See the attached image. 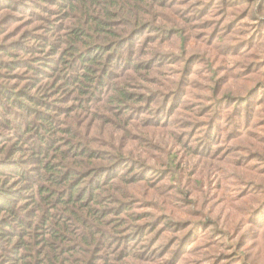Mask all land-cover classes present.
I'll return each instance as SVG.
<instances>
[{
  "label": "trees",
  "instance_id": "1",
  "mask_svg": "<svg viewBox=\"0 0 264 264\" xmlns=\"http://www.w3.org/2000/svg\"><path fill=\"white\" fill-rule=\"evenodd\" d=\"M38 1L54 12L27 35L24 21L0 16V264L168 263L160 259L182 258L194 224L224 237L212 244L217 254L219 245L232 246L223 253L228 264L259 263L264 197L240 201L231 193L258 176L252 161L264 164L263 153L250 151L264 150L261 139L237 136L264 113V93L250 99L264 89L255 78L264 77V0ZM21 4L11 0L9 8ZM8 36H16L13 46ZM173 41L176 51L166 54L182 66L162 70L158 48ZM41 54L54 56L43 71L34 67ZM58 65L60 85L47 71ZM67 85L93 112L80 129H63L50 107ZM101 126H109L105 136L123 131L98 149ZM237 141L248 152L239 171L227 152ZM14 150H25L33 168ZM10 179L40 194L24 201ZM203 199L207 211L189 223L186 210Z\"/></svg>",
  "mask_w": 264,
  "mask_h": 264
},
{
  "label": "rangeland",
  "instance_id": "2",
  "mask_svg": "<svg viewBox=\"0 0 264 264\" xmlns=\"http://www.w3.org/2000/svg\"><path fill=\"white\" fill-rule=\"evenodd\" d=\"M10 1L11 0H0V2L5 6V9L3 11L0 8V16L3 13H7V14H10L11 17H15L21 21H24L23 24L25 25V27H28V30L25 32L26 35H27V32L32 28L33 29H39V28L43 27V25L50 20V18L52 17V13L54 12V11L49 12V13L44 12L45 7H54V6H48L47 4H42V2H40L38 0H18L22 4L20 6L14 7V8H9ZM34 2H36V4ZM27 7L32 8V11L30 13H28V16L25 15V13H27L26 12ZM231 11H233V10L226 11L223 14L222 19L220 20L219 23H221L223 21L224 17L226 16V14L228 12H231ZM221 13H223V12H221ZM12 29H14V28H12ZM249 31H251V29ZM214 33H215V31H214ZM211 36L215 37V34H212ZM15 38H16V36L6 37V43L10 44V46H13ZM177 46H178V42L173 41L171 44H167V43H165L164 45L162 44L158 48V50L162 53L159 54L160 57L156 60V63L159 62L160 58H161V60L163 61V65H164L162 70H168L170 67L179 69L182 66V62H179V63H181L179 65L171 64V62L173 60L169 55L166 54V53H169L171 51H176ZM40 56L41 57H39V62H36V64H34V67L37 70L39 65L41 64V67L39 70L43 71L46 69L45 64H47L51 60V58H53L54 56H53V54H50V55H48L49 58H47V59H44L42 54ZM192 63H193V61H192ZM23 67H25V65ZM61 69H62V65L60 67H59V65L57 67L51 66L50 70H49V68L47 69L48 75H51L50 77L57 80L56 85H60V82L58 81V75H59ZM30 75H31V72L26 77H29ZM255 78H262V80L264 81V77H262L260 74L255 75ZM21 84L25 85L26 83L22 80L20 82V84H18V85H21ZM67 87L69 89L66 92H62L59 90V92L55 96V100L58 102L55 103V100H54V102L50 105V107L52 108L53 113H59L62 115V119H63V123H64L63 129H67L71 123H74L80 129L84 126V124H87L89 122V121H87V115H90V113H93V112L89 111L88 109L84 110V108L80 107V105L78 104L79 98L76 96L77 92H75V89H73V87L71 85H67L65 88H67ZM76 91H78V90H76ZM263 93H264V89L257 90L253 94V96L250 98V99H253L252 103L257 101V99H259V97H261V94L263 95ZM248 98H249V96L246 97L247 100H248ZM262 98L264 101V96H262ZM53 99H54V95H53ZM254 105H256V110L262 106L263 111H264V104L261 106L257 105V104H254ZM249 113H252V111H249ZM15 114H17V112H15ZM24 116L26 117V119H25L26 123L25 124L26 125L30 124V122H31L30 116L26 112H24ZM12 119H13V116H12ZM224 125H226V124H224ZM108 127L109 126H106V127L101 126V128L104 132V135H99V138L101 139V142H100L101 145L92 144V146L94 148L100 149L103 145L109 144L110 143V135L112 137L113 136L117 137V135L119 133H122V131H123V127L118 126L117 128L111 130L109 132L110 134L105 136L106 132L109 131ZM242 129L243 130H241V131H243V133L238 134L237 135L238 137H240L241 135H244L247 137L248 141L251 143L261 139L260 143L263 144L264 143L263 142V140H264V113L262 114L261 117L254 116L251 119V123H250L249 127L248 128L243 127ZM227 132H228V129L225 130V135ZM102 138H103V140H102ZM234 145L235 146L233 148H231V150L227 151L228 152V161H229L230 167L239 171L240 168H238V163H241V160H243V155L247 154L248 152L246 151L247 147L244 144H241L237 141V142H234ZM250 151L260 152V153L264 154V150H262V149L260 150L257 148H253ZM25 153H26L25 150H14L13 154L22 156L24 158V162H25L24 165L26 167L33 168L32 164L34 163V160H26L24 155H23ZM247 159H250V157L248 156ZM257 161L258 160H254L250 163V168H251L250 171L256 173L258 176L257 177L255 176L254 178H247L250 181L248 182V187L245 188L244 192L240 191L238 193H231V195L236 196V198L240 199V201H247L250 197L252 198L253 201H258L259 199L264 197V192H262L263 190L261 188V184H263V188H264V164H262V163L258 164ZM120 168H121V166H113L111 171L116 172ZM40 175H41V171L39 169L34 170L31 174V179L36 178L38 176L40 177ZM252 183L254 185H252ZM10 184L11 185H9V186H10L11 191L16 189V188L21 187L18 189V191L25 193L26 196L24 197V201H29V200L33 201L34 197L36 195L40 194L38 189L30 188L27 183H24V182L20 183L17 180L12 181V179H10ZM258 184H260V185H258ZM255 189L260 190L262 192V194L260 196H253L252 193L254 192ZM247 190L249 191V195L245 194ZM219 198L216 199V201H215L216 204L218 201H221V200H219ZM204 200L205 199H203V201H200V207L199 208H200L201 214L199 216H197V218H194L192 215H197L199 213L198 207H196V208L189 207L186 210L187 215H185V218L190 220L189 223H191V221H193V220L200 219L202 217L203 213H205L207 211V207H205V206L208 205V201H204ZM159 201H160L161 205H164V203H162L161 200H159ZM189 214H192V215H189ZM247 215L248 214H245L243 217H245ZM238 221H239V219L232 220V222L234 223L233 228L235 227V225L237 224ZM194 226H195V229H193L192 227L187 228L193 232L194 236L191 238L189 237L190 239L188 238V241L185 242L184 251L182 253V258H180V256L178 257L177 254H174L173 256L167 255L165 258L160 259V262L162 263L163 260L167 259L168 263H162V264H217V262H219V264H228L227 260L229 258H225L223 253H233V252H231L232 246L227 245L225 247H222L219 245V247H218V253L219 254H217V252L214 249V245H212V244L216 243L217 241H221L222 239H224V237L223 236L218 237L219 232H216L213 235H209L208 234L209 232L205 228V226L199 227L195 224H194ZM250 227H251V225H247L243 231L244 232L248 231L250 229ZM231 231H233V230H231ZM195 237H197L196 240H194ZM233 244H234L235 250L238 251V246H235V244H236L235 240H234ZM262 251H264V241L262 243ZM221 253H222V255H220ZM239 259L240 258H235L234 260H232V263L233 264H246L245 262L242 263V261ZM242 259H243V257H242ZM249 264H252V263H249ZM257 264H264V257H262V260Z\"/></svg>",
  "mask_w": 264,
  "mask_h": 264
}]
</instances>
